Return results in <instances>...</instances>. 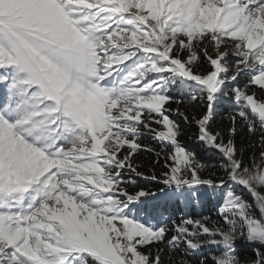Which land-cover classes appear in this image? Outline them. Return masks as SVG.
<instances>
[{
	"label": "snow or ice",
	"instance_id": "snow-or-ice-1",
	"mask_svg": "<svg viewBox=\"0 0 264 264\" xmlns=\"http://www.w3.org/2000/svg\"><path fill=\"white\" fill-rule=\"evenodd\" d=\"M257 90L264 0H0V264H171L180 249L177 264H264ZM172 92L218 165L181 142ZM224 99L227 134L212 130ZM209 197L219 219L161 212Z\"/></svg>",
	"mask_w": 264,
	"mask_h": 264
},
{
	"label": "trees",
	"instance_id": "trees-1",
	"mask_svg": "<svg viewBox=\"0 0 264 264\" xmlns=\"http://www.w3.org/2000/svg\"><path fill=\"white\" fill-rule=\"evenodd\" d=\"M172 95H175L177 99H182L184 103L182 104H176V103H170L168 107H170L173 110L172 118L176 120L181 127L184 129V135L180 138L181 142L188 146L189 149L197 152V154L201 157L204 163L206 164H215L218 165L220 163L219 157L216 154H207L205 152L204 146L200 144L197 140L198 135V128L194 123L191 122V118L193 116L199 118L200 113L196 112L195 109L188 103L187 96L181 95L180 93L172 92L170 93ZM257 94L260 96H264V93L259 92L257 90ZM179 107L181 112H186L189 116V122H185L182 116L176 114L175 109ZM235 103L229 99L222 100L221 104L219 105L216 116L214 121L212 122V130L215 132H221L224 134H227L228 130L230 129L231 122L228 119L229 114L233 113L235 109ZM203 109L201 108V111ZM238 135L236 136V143L237 146H246L249 142V135L247 130L244 128L243 124L238 125ZM144 144H150L156 151L160 150L161 145L156 143L152 139H145L143 141ZM249 153L245 152L244 158L247 161L248 160ZM156 160V156L151 152H140L138 155V162L142 163L144 167L140 168L139 171L144 172L146 176L151 175V169L154 166V162ZM249 167H251V163L248 164ZM163 169L160 168L159 165H156V171L159 173ZM203 177H209L210 175L215 176H222L223 173L216 171L215 169H212L211 172L206 171L203 174ZM138 183H140L143 187H150L153 190L156 188L162 187L160 184L156 183H150L146 184V182L143 179H139ZM134 191V190H133ZM200 208H189L188 212L193 215H205V216H211L213 219H219L217 215L216 208L213 207L211 204L210 198H206V200L199 204ZM161 212L165 217L168 215H172L173 217L180 215L184 211V208L182 205H167L161 208ZM183 249L178 250L176 253H174V259L171 262V264H177L180 255L182 254ZM165 264H170V262L167 259V253L165 254Z\"/></svg>",
	"mask_w": 264,
	"mask_h": 264
},
{
	"label": "rangeland",
	"instance_id": "rangeland-1",
	"mask_svg": "<svg viewBox=\"0 0 264 264\" xmlns=\"http://www.w3.org/2000/svg\"><path fill=\"white\" fill-rule=\"evenodd\" d=\"M204 178H208V177H206V176H204ZM210 198V200H211V204L213 205V207L214 208H217V203H218V201H215L213 198H211V197H209ZM206 200V199H205ZM182 207H183V205H182ZM184 208V207H183ZM195 209H199L200 208V206L199 205H196L195 207H194ZM188 210H189V208H184V211L185 212H188Z\"/></svg>",
	"mask_w": 264,
	"mask_h": 264
}]
</instances>
